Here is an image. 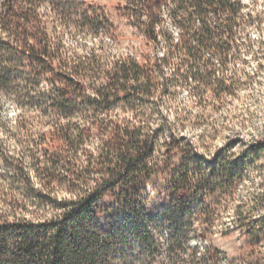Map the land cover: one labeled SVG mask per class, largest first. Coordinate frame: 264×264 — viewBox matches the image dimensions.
<instances>
[{
    "label": "trees",
    "instance_id": "obj_1",
    "mask_svg": "<svg viewBox=\"0 0 264 264\" xmlns=\"http://www.w3.org/2000/svg\"><path fill=\"white\" fill-rule=\"evenodd\" d=\"M140 1L146 9L140 20L147 18L140 21L143 34L154 46L163 42L166 56L155 62L147 57L142 61L129 57L104 71L96 56L85 62L70 63L61 54L59 44L52 43L46 28L40 26L37 37L30 36L28 29L36 26L37 10L42 3L59 7L60 1H6L7 9L0 14L1 27L4 32L23 40L12 50L20 58H29L33 67L30 75L24 77L13 74L0 62V88L10 90L16 105L23 111L33 107L40 109L41 115L57 128L60 137L57 139L53 133L39 137L30 131L27 122H19L18 128L11 132V137L20 145L19 152L7 151L0 139V264H137L141 258L145 264H156L159 246L138 202L146 185L155 177L154 157L164 146L182 156L170 177L172 194L187 193L192 188L199 194L208 191V178L190 172L192 166L198 164L195 146L172 134L167 145L158 143L157 134L172 131L166 115H162V125L150 134L130 122L113 124L97 122L96 118L98 113L108 112L111 104L129 109L135 118L136 102L155 96L158 87L155 74H162L174 57L179 60V67L174 70V77L162 78V90L194 84L190 93L198 100L204 99L208 92L217 104L234 97L242 85L240 81L224 76L218 78L216 72L238 61L236 55H231L238 47V30L243 23H256L259 16L249 13L243 18L241 0H165L162 6L155 4V0ZM83 6L86 10L82 26L98 36L101 29L109 26L108 21L103 14L95 13L91 4ZM163 15L179 29L176 39L167 31H159ZM59 18L63 24L64 16L59 15ZM14 20L18 21V27L12 23ZM248 41L244 39V45L249 47ZM9 50L8 45L0 42V53ZM205 53L210 57L205 58ZM213 57L218 60L219 69L213 67ZM97 73L108 83L85 84L90 74ZM44 75L53 78L46 91L38 86ZM86 112L95 120L94 127L106 130L111 127L112 138L103 144L96 157H89L86 165L77 167L79 153L88 144L92 129L78 126L74 118ZM188 114L180 117L182 121ZM138 116L146 118L144 114ZM24 137L26 146L22 147ZM208 138L210 136L202 135L200 147L205 148ZM256 145L264 148V139ZM216 161L219 170L230 167L227 158L218 157ZM246 162L249 166L251 159ZM96 173L100 174L101 181L90 187L85 180L95 181L92 176ZM227 175L217 171L212 177L213 180H233V176ZM54 185L63 188L68 196L51 197L49 188ZM114 192L116 202L134 213L139 222L128 231L138 244V250L128 248L126 231L106 230L97 221L102 198ZM261 200L264 202V193ZM239 210L240 207L238 216H242ZM188 227L185 224L182 229ZM170 237V256L176 258L175 244H185L187 233L171 230Z\"/></svg>",
    "mask_w": 264,
    "mask_h": 264
},
{
    "label": "rangeland",
    "instance_id": "obj_2",
    "mask_svg": "<svg viewBox=\"0 0 264 264\" xmlns=\"http://www.w3.org/2000/svg\"><path fill=\"white\" fill-rule=\"evenodd\" d=\"M6 1L0 0V14L7 9ZM58 1L62 3L59 7L57 4L53 6L42 3L37 10L36 26L28 30L34 38L37 37L40 26L46 28L52 43L59 44L61 54L70 63L85 62L91 60V56H96L101 60L104 71L111 70L117 61H124L129 57L139 61L147 57L155 62L166 56V45L163 42L154 46L143 34L140 21L147 19L143 17L140 20L142 12L146 10L144 2ZM164 1L155 0V4L161 5ZM241 2L244 5L243 18L250 13L258 15L259 20L252 24H241L243 27L238 30V47L231 54L236 55L238 61L229 63L223 67V71L216 72L218 78L224 76L226 79L240 81L242 85L237 88L234 97L217 104L212 99L211 92H208L204 99L198 100L190 93L194 84L162 90V78L174 77V70L179 67V60L174 57L162 74H155L158 84L155 96L150 99L140 98L136 102L138 109L135 118L129 109L116 104H111L108 112L98 113L96 118L97 122L111 121L113 124L130 122L143 127L144 133L150 134L162 125V115H166L167 124L172 126V131L170 134L167 131L157 134L158 143L167 145L172 134L182 137L183 142L198 150V164L192 166L190 172L208 178L206 194H199L192 188L187 193L173 195L170 177L182 161V156L164 146L154 157L157 163L156 174L146 185L138 205L145 211L159 246L156 264H264V202L261 200L264 193V148L256 145L257 141L264 139V0ZM84 3L91 4L93 11L103 14L108 21L109 26L101 29L98 36L82 26L86 10ZM59 15L64 16L63 24H60ZM162 19L159 31H167L176 39L179 29L167 15H163ZM12 23L19 26L17 20ZM247 38L249 47L244 45V39ZM20 39L4 32L0 21V42L10 48L8 52L0 53V62L10 68L13 74L28 77L33 67L31 60L23 56L20 58L12 50V47L23 43ZM204 57L209 58V53H205ZM212 64L219 69L215 57ZM98 73L90 74L91 78L85 84H107L108 80ZM40 79L39 89L46 91L53 78L44 75ZM187 112L189 114L186 120L182 121L180 117ZM143 114L146 118L138 116ZM178 118L180 119L177 120ZM74 119L78 126L92 129L88 144L78 156L77 167H80L86 165L89 157L97 156L103 144L112 138V134L111 127L107 130L94 127L95 120L89 112ZM19 122H27L30 131L39 137L48 133H53L56 138L60 137L57 128L41 115L40 109L33 107L27 112L23 111L16 105L11 91L0 88V139L11 153L21 149L11 137V132L18 128ZM202 135L210 136L205 148L200 147ZM25 140L26 137L21 138L22 147L26 146ZM62 150L65 148L62 147ZM218 157L227 158L230 167L219 170L216 161ZM249 158L251 162L247 166ZM1 171L5 173V170ZM217 171H224L227 176L234 178L213 180L212 175ZM92 177L95 181L85 180L90 187L101 181L100 174H93ZM49 189L52 190L51 197L60 199L68 196L58 185ZM116 196L114 192L102 198L97 221L106 230L119 228L126 231L129 237L128 248L138 250L139 246L129 232L139 222L134 213L116 202ZM238 207L242 216H238ZM46 211L51 212L50 209ZM185 224L189 225L188 229H182ZM171 230L186 232L188 238L185 244H175L176 258H172L169 251ZM137 264H145L144 258L139 259Z\"/></svg>",
    "mask_w": 264,
    "mask_h": 264
}]
</instances>
